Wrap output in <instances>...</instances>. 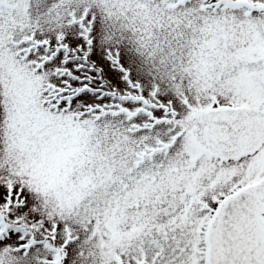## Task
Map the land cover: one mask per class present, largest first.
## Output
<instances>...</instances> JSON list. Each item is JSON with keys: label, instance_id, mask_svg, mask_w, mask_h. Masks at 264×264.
I'll return each instance as SVG.
<instances>
[{"label": "snow or ice", "instance_id": "snow-or-ice-1", "mask_svg": "<svg viewBox=\"0 0 264 264\" xmlns=\"http://www.w3.org/2000/svg\"><path fill=\"white\" fill-rule=\"evenodd\" d=\"M0 264H264V0H0Z\"/></svg>", "mask_w": 264, "mask_h": 264}]
</instances>
